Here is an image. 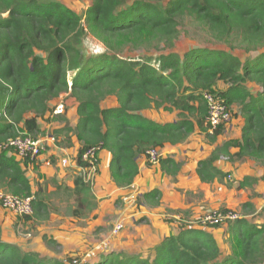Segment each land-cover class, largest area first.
Returning a JSON list of instances; mask_svg holds the SVG:
<instances>
[{
  "label": "trees",
  "instance_id": "16d2710c",
  "mask_svg": "<svg viewBox=\"0 0 264 264\" xmlns=\"http://www.w3.org/2000/svg\"><path fill=\"white\" fill-rule=\"evenodd\" d=\"M185 21L223 47H193L181 55L138 59L121 55L126 48L149 51L161 43L172 48ZM89 35L106 50L84 55L78 47ZM209 91L231 114L236 105L244 126L239 140L223 144L198 163L200 180L211 183L226 177L213 165L220 155L264 166V0H89L83 16L57 0H0V144L19 132L35 138L49 102L68 94L77 103L78 121L68 130L82 145L77 159L101 144L111 155L112 182L126 188L138 174L137 158L148 149L180 144L196 128L207 129L202 95ZM108 97L115 98L116 106L101 108ZM161 107L178 111L179 120L159 124L139 114ZM221 133L218 128L210 140ZM229 148L237 151L232 154ZM159 165L171 177L180 168L171 158H161ZM25 166L13 152L1 151L0 190L32 198L33 215L20 219L46 221L50 209L41 190L33 191ZM255 181L247 178L240 187ZM71 194L76 197L70 211L74 218L97 207L92 188L81 179ZM160 198L158 190L141 197L148 205H158ZM226 233L227 254L210 233L182 227L154 248L151 259L112 252L86 264L263 263L264 223L241 218ZM0 264L50 263L2 242L0 227Z\"/></svg>",
  "mask_w": 264,
  "mask_h": 264
},
{
  "label": "crops",
  "instance_id": "0c3cea01",
  "mask_svg": "<svg viewBox=\"0 0 264 264\" xmlns=\"http://www.w3.org/2000/svg\"><path fill=\"white\" fill-rule=\"evenodd\" d=\"M217 86L220 89L224 88L222 83H218ZM58 105L63 106V113L55 115L53 111ZM115 106L116 100L113 97L106 98L100 104L101 108H113ZM237 109L239 110L236 105L231 108L232 111ZM139 114L159 124L175 123L179 120L178 111L167 110L164 107L143 110ZM238 119L242 121L239 122L237 120V122L228 125L225 130H222V133L216 137L214 142L210 140L213 133H210L208 129L201 131L196 128L186 141L174 146L165 144L163 148L159 149L162 154L161 158H171L180 166L175 177L166 175L160 169L159 163L156 165L148 164L144 155H141L136 160L138 174L134 178L132 184L126 188H118L110 177V153L104 149L99 151V173L91 187L93 197L97 203L94 214L102 216L105 211L108 210L110 214L119 212V215L123 216L122 220L128 228L124 233V241L121 242L119 240L116 242H119V246L124 248L123 251L127 250V252L141 254V256L145 258L148 257L151 259L154 255V248L164 238L170 235H176L178 232L174 230V225H172L171 222L168 223V221H164L165 215L168 218L175 215L172 213L180 211V215L188 219L189 217L196 218L200 216L203 213L201 211H205V209L208 210V208L214 210L219 209V207L225 205L224 203H227L226 206L229 207L231 204L224 200V196L228 193L226 196L227 198L235 195L238 190L242 191L240 190L239 183L242 184L247 178L256 179L255 182L246 184L245 186L252 188L258 182L256 190H258V195H260L259 193H261V191L259 188L264 185L262 182L264 181V170L263 172L257 171L252 177H249L250 172H252L249 169V165L254 164L256 167L260 166L252 160L244 159L240 161H230L227 157L220 155L219 159H217L213 165L218 171L226 174V177L215 179L211 183L202 182L196 172L198 163L211 156L217 148L229 141L240 139L244 121L240 116ZM77 121V103L68 94L61 95L59 98L49 102L48 112L43 118L38 119L39 133L41 132L46 135V137L52 136L55 139V143H52L50 147H48L38 163L23 167L31 185L33 184L34 186V182L39 184L44 180L51 181L54 184L51 190L56 193V196L62 195L61 193L64 192L59 191L64 190L66 191V194L64 193L66 197H73L72 203L68 204L71 206L72 210L76 207V197L71 194V191L75 188L76 180L78 178L81 179L74 161L77 159L82 145L77 140L75 133L68 130L74 129ZM236 151V148H229V152L232 154ZM64 158L68 159L70 162L68 167H62L60 165V160ZM17 159L19 158L17 157ZM46 159H50L52 162L49 167L44 164V160ZM241 165H244V169L242 170L240 168ZM232 170H234L233 177L239 180V183L236 188L226 190L225 187L223 188V183L226 178L231 175ZM38 184H36V186H38ZM33 186L32 188L35 192L36 188ZM39 189L40 188H38V190ZM153 190H158L161 193L159 204L156 206H147L144 201L143 203L141 202V197ZM125 199H128V201ZM137 203H140L139 207L136 206ZM118 205H120V207L116 208ZM238 205L239 204H237V206ZM0 208L2 210V212L0 210L1 213L7 212L8 217L13 216L16 217L17 220H21L13 213L4 210L2 207ZM51 211H49V213ZM55 216H53L51 212L47 220H53ZM47 220L45 222H47ZM169 221L172 220L170 219ZM174 221L177 222L175 219ZM25 223L28 225L35 224L34 221L31 220L25 221ZM39 223L43 224L44 221ZM147 223L148 225H146ZM0 227L2 242L25 249L23 248L26 247L25 240L17 239L11 227H9V224L5 226V224L2 223ZM55 229L56 228H49V230L41 231L33 241L36 243L41 242L44 234L48 235L49 239L52 237L56 240L61 236V233L65 231V225H60L58 229ZM131 229L133 230L129 232ZM206 230V232L214 237L216 242L220 245V248H224V246H221L222 230H217L215 228ZM121 235L123 236V234ZM132 246L136 247V249H128V247ZM26 251L40 254L47 253L44 245H40L39 249L35 246V248H31L30 250L26 249Z\"/></svg>",
  "mask_w": 264,
  "mask_h": 264
},
{
  "label": "rangeland",
  "instance_id": "374dc122",
  "mask_svg": "<svg viewBox=\"0 0 264 264\" xmlns=\"http://www.w3.org/2000/svg\"><path fill=\"white\" fill-rule=\"evenodd\" d=\"M63 5L67 6L74 12H76L78 15L83 16L86 8L89 5V0H57ZM179 34L177 39L173 42V46L167 47L165 44L161 43L159 45L154 46L149 51L146 49H138V50H128L127 48L124 49L121 53L124 57H131V58H139L143 56H158L163 53H169L173 52L176 54H183L187 50L193 48V47H207V48H222L223 46L216 45L215 42L208 37L205 33H203L201 30H199L195 25L185 21L183 22L179 27ZM84 55H90L93 53H98L101 51H105V46L99 42L97 39H95L93 36L89 35L87 36L79 45L78 47ZM65 95V94H63ZM232 120L225 126H222V130H225V128L228 125H231L233 122H241V119H238L239 117V110L232 111ZM234 114H237L238 117H234ZM42 134L41 132L37 133L35 135V138L38 137H45L46 135ZM244 166V165H243ZM242 165L240 166L241 170L244 169ZM239 168V169H240ZM249 169L252 171L250 172V176L252 177L254 173H257V171L264 170V166L260 165L259 167L254 166V164L249 165ZM231 175L226 178V180L223 183V188L225 187L226 190H231L233 188H236L238 186V181L235 177H233L234 170L231 171ZM264 183V181H262ZM34 182V188H36V191H38V188L41 189L42 195L44 196V199L48 205V208L52 212L53 220H47V222L44 221L43 224L36 223L35 224H26L25 220H17L16 217H8L7 212H2L1 208V219L0 224H9V227H11L14 235L17 237V239L25 240L26 247H23L25 249L20 248L23 252H27V250H30L31 248H35L37 246V249L40 248V245H44L45 249L47 250V253L40 254V253H33L38 256V258L45 260L46 262L50 264L60 263V264H69L70 260L72 258L77 259H83V260H90L94 256H100L101 254H107L112 252H122L126 254H133L131 252L123 251L124 248H121L119 246V242L117 241H124V233L126 232L127 228L125 226L124 230L120 232L118 235H112V229L113 226L116 224L117 221L122 220L123 216L119 215V212H116L115 214L108 213V210L105 211L104 215H97L94 214L95 209L87 214L84 217H81L79 219L74 218L70 211L71 206L68 204L72 203L73 197H66L64 193L66 194V191L60 190L59 192L62 195L56 196V193H54L51 189H53L54 184L51 181L44 180L36 186ZM239 183V187H240ZM258 186V182L252 187L246 188L240 187V190L237 191L235 195L227 197L228 193L224 196V200L229 202L231 205L229 207L226 206L227 203H224L225 205H222V207H219V209H210L208 208L202 210L203 212L200 216L196 218L189 217L188 219L184 218L182 215H180V211H177L176 213H172L175 215H172L167 218L165 215L164 221L171 222L172 225H174V230L178 231L182 228H188V227H199V221L198 219L207 212H213V211H232L237 215V220H240L241 218L249 221V222H256L259 224L264 223V185L261 186L259 189L261 193L258 195V190H256V187ZM59 199V200H58ZM95 200V199H94ZM143 203V201H141ZM237 204H239L237 206ZM149 206L148 204H146ZM137 207L140 206V203H137ZM156 206V205H152ZM250 206V207H248ZM1 207V205H0ZM120 205H118L116 208H119ZM233 207V208H232ZM139 209V208H138ZM50 212V214H51ZM170 213V212H169ZM97 218V219H96ZM172 221H169V220ZM178 220L177 222L174 221ZM173 222V223H172ZM234 222V221H233ZM175 223V224H174ZM232 222L224 223L218 227H205L201 228L203 230L206 229H217L222 230V245L224 248H222L224 254H227L230 252V245L227 241V227ZM40 224V225H39ZM180 224V225H179ZM65 225V231L61 233V236L58 239H53L52 237L49 239L48 235L44 234L42 236V241L39 243H36L34 240L35 237L41 232L45 230H49V228H56L58 229V226ZM148 225V223L146 224ZM37 228V229H36ZM135 228V227H134ZM133 228V229H134ZM55 229V230H56ZM133 229L129 230L132 231ZM147 229V228H145ZM207 231V230H206ZM123 234V236L121 235ZM122 238V239H121ZM33 241V243H32ZM39 246V248H38ZM132 249H136V247H128ZM51 253V254H50ZM264 264V260L263 263Z\"/></svg>",
  "mask_w": 264,
  "mask_h": 264
},
{
  "label": "built area",
  "instance_id": "2783aa9c",
  "mask_svg": "<svg viewBox=\"0 0 264 264\" xmlns=\"http://www.w3.org/2000/svg\"><path fill=\"white\" fill-rule=\"evenodd\" d=\"M202 99L206 105V127L210 133H214L218 128L227 125L232 120L230 109L226 107L223 101L212 91L205 92ZM63 113V106L55 107L53 114ZM55 143L52 136L46 138H34L26 132H19L18 136L9 139L0 144V152L8 150L13 152L19 159L26 162V165H34L40 161L41 156L47 151L48 147ZM101 144L88 148L83 151L80 158L74 161L79 176L84 184L93 186L94 180L99 173V151ZM145 160L150 165L159 163L162 154L158 148H150L144 154ZM44 164L49 167L52 162L50 159L44 160ZM69 160L64 158L60 160L62 167H68ZM128 201V199H125ZM0 205L4 210L13 213L19 218L30 217L33 215L32 198H19L10 193L0 190ZM237 220V215L232 211H213L203 214L199 219V227H218L227 222ZM178 221V220H176ZM178 223V222H177ZM180 225V224H179ZM125 228L123 220H119L113 226L112 235H118ZM69 264H86V260L72 259Z\"/></svg>",
  "mask_w": 264,
  "mask_h": 264
},
{
  "label": "bare ground",
  "instance_id": "6f19581e",
  "mask_svg": "<svg viewBox=\"0 0 264 264\" xmlns=\"http://www.w3.org/2000/svg\"><path fill=\"white\" fill-rule=\"evenodd\" d=\"M81 185H82V183H81Z\"/></svg>",
  "mask_w": 264,
  "mask_h": 264
}]
</instances>
